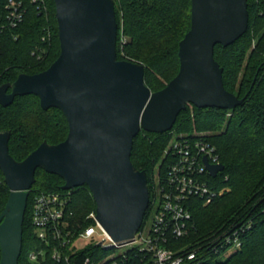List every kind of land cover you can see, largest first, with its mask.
Returning <instances> with one entry per match:
<instances>
[{"label":"water","instance_id":"water-1","mask_svg":"<svg viewBox=\"0 0 264 264\" xmlns=\"http://www.w3.org/2000/svg\"><path fill=\"white\" fill-rule=\"evenodd\" d=\"M54 2L59 56L45 70L0 85V104L34 94L43 109L63 112L69 132L59 143L44 140L18 161L9 151L11 131H0V170L10 189L0 214V264H19L37 168L60 176L65 190L87 185L97 221L115 242L128 243L151 200L147 173L131 160L138 133L169 131L189 104L233 109L245 99L226 89L214 49L246 32L248 0H191V27L179 42V72L157 91L145 82L144 64L117 57L114 0ZM204 161L212 176L225 168Z\"/></svg>","mask_w":264,"mask_h":264},{"label":"trees","instance_id":"trees-1","mask_svg":"<svg viewBox=\"0 0 264 264\" xmlns=\"http://www.w3.org/2000/svg\"><path fill=\"white\" fill-rule=\"evenodd\" d=\"M119 25L117 39L118 59L131 60L145 65V82L157 91L166 86L180 69L179 42L191 27V0H114ZM41 11L28 3L24 22L10 31L2 42L0 58V85L13 82L21 73H37L45 70L60 54V40L54 0H45ZM249 24L246 32L228 46L217 44L214 55L223 67V81L227 90L239 98L242 104L233 109L216 107L200 108L195 105L191 114L188 107L179 113L172 129L156 133L141 130L134 138L131 160L145 170L151 193L152 205L155 171L163 175L168 165L165 151L170 146L171 134L194 129L211 131L205 138L216 147L219 160L225 165L213 180L215 189L226 188L222 195L205 204L199 197L188 200L193 216L189 234L172 239L177 247L204 246L203 264H264V0H248ZM13 33L19 35L13 38ZM51 34L53 48L44 47ZM128 37L124 44L121 35ZM123 45V49L121 46ZM43 46L46 56L53 55L49 63H43L33 55V49ZM124 53L125 57L120 58ZM43 63V64H42ZM229 114V115H228ZM10 130L9 151L21 161L44 140L55 144L66 139L69 127L63 112L40 105L34 94L17 96L10 106L0 104V131ZM64 131V136L59 138ZM29 148L20 156V148ZM143 148L141 153L137 147ZM19 155V156H18ZM40 172V173H39ZM39 173V174H38ZM36 181L30 190L23 225V247L19 264H69L57 263L49 247L37 237L32 225L33 198L43 192H64L65 181L58 175L37 168ZM38 185V186H37ZM69 219L78 229L94 224L88 215L96 210V202L87 185L70 189ZM10 189L0 170V214ZM241 227L242 246L230 252L220 247L219 252L210 246L229 231ZM198 244V245H197ZM47 246L45 259L32 261L29 253ZM114 250L90 245L78 253L79 258L101 260ZM226 255L220 256L225 253ZM122 264H149L134 249L126 251ZM1 259V248H0ZM107 264H111L108 262Z\"/></svg>","mask_w":264,"mask_h":264},{"label":"built area","instance_id":"built-area-1","mask_svg":"<svg viewBox=\"0 0 264 264\" xmlns=\"http://www.w3.org/2000/svg\"><path fill=\"white\" fill-rule=\"evenodd\" d=\"M28 3L35 4L41 11L46 9L45 0H0V58L2 42L10 31L16 30L25 20ZM19 35L13 33V38ZM47 50L37 46L33 50L36 59L43 60ZM168 165L162 175L157 172L152 191L154 209L150 224L144 223L135 237L128 243L115 242L103 226L97 221L95 211L88 217L95 223L84 229H78L70 221V189L64 192H43L33 198L32 225L37 237L51 250L54 261L69 264H122L127 258L126 251L134 249L149 264H203L204 246L177 247L172 239H179L189 234L193 227V216L188 200L199 197L205 204L222 195L226 188L215 189L212 176L204 158L210 164L221 163L216 147L204 135H182L171 141L165 151ZM240 229H233L217 240L209 249L219 252L220 247L230 251L242 246ZM99 239V240H98ZM98 240V241H97ZM90 245L114 250L101 260L91 257L79 258L78 253ZM29 253L32 261L45 259L48 247ZM116 249H120L116 252ZM229 251V252H230Z\"/></svg>","mask_w":264,"mask_h":264},{"label":"rangeland","instance_id":"rangeland-1","mask_svg":"<svg viewBox=\"0 0 264 264\" xmlns=\"http://www.w3.org/2000/svg\"><path fill=\"white\" fill-rule=\"evenodd\" d=\"M121 42H122V44H124L126 41H128V37L126 36V35H124V34H122L121 35ZM47 38H49L48 39V42H47V45H45L44 47H48L49 49L51 48V51H52V48H53V41H52V38H51V34H49L48 35V37ZM121 49H123V45L121 46ZM34 50V49H33ZM54 55V54H53ZM53 55H51V56H46L45 54L43 55V60H41L43 63H46V64H48L49 63V59L51 60L52 59V57H53ZM121 56H120V58H124L125 57V55H124V53H123V51H122V53L120 54ZM36 57V56H35ZM126 59V58H125ZM42 63V64H43ZM188 109H189V111H190V113L191 114H193L194 113V107H193V105H191V104H189L188 105ZM229 115V114H228ZM192 133H194V134H202V135H207V136H209V135H211L212 134V132L211 131H198V130H196V129H194V131L192 132ZM182 135H189V133L188 132H186V131H174V132H172V134H171V140H170V143H171V141H173L176 137H180V136H182ZM64 136V131L62 132V133H60V136H59V138H61V137H63ZM29 147L28 146H22L21 148H20V151H21V153H20V156H23V154L27 151V149H28ZM143 148H141V147H137L136 148V152H138V153H141L143 150H142ZM19 156V155H18ZM157 170L155 171V177L157 176ZM40 173V172H39ZM38 173V174H39ZM38 186V185H37ZM153 212H154V209H151L150 210V212H149V215H148V218H147V220H146V222H147V224H150V222L152 221V218H153ZM99 240V239H98ZM97 240V241H98ZM89 243V242H88ZM89 245H90V243H89ZM198 245V244H197ZM200 245V244H199ZM116 252H119L120 251V249H116L115 250ZM230 251V249H228V250H226V252H229ZM226 252L225 253H223V254H221L220 256L222 257V256H224V255H226Z\"/></svg>","mask_w":264,"mask_h":264}]
</instances>
